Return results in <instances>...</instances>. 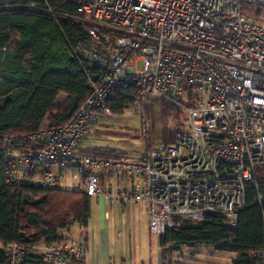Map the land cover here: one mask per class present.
<instances>
[{
	"label": "built area",
	"instance_id": "1",
	"mask_svg": "<svg viewBox=\"0 0 264 264\" xmlns=\"http://www.w3.org/2000/svg\"><path fill=\"white\" fill-rule=\"evenodd\" d=\"M71 1L91 35L80 48L102 70L87 72L97 77L94 88L66 123L6 138V183L34 179L42 188L85 192L109 204H145L152 235L180 216L218 213L235 226L247 186L259 189L257 167L264 164V15L253 19L243 6L264 0ZM185 81L208 96L188 106V129L176 141L148 143L134 158L78 149L92 124L112 113L106 100L115 88L135 83L141 99L178 100ZM142 113L148 136L149 116ZM4 248L3 264H24L30 253L43 264H68L83 254L82 243L68 239ZM251 256L264 264V234Z\"/></svg>",
	"mask_w": 264,
	"mask_h": 264
},
{
	"label": "trees",
	"instance_id": "2",
	"mask_svg": "<svg viewBox=\"0 0 264 264\" xmlns=\"http://www.w3.org/2000/svg\"><path fill=\"white\" fill-rule=\"evenodd\" d=\"M85 17L71 0H0V264L8 243L61 242L74 223L89 227L92 196L87 193L42 188L34 179L19 187L5 181L6 138L66 123L94 88L97 77L87 72L102 68L90 66V55L81 49L91 41ZM142 100L134 83L115 88L106 105L119 114ZM83 144L78 149L85 153L121 155ZM257 180L259 189L247 186V205L235 226L218 213L176 217L161 235L162 262L168 247L211 244L234 253V264H255L251 253L261 247L264 234V164L257 167ZM24 264H43V258L30 253Z\"/></svg>",
	"mask_w": 264,
	"mask_h": 264
},
{
	"label": "rangeland",
	"instance_id": "3",
	"mask_svg": "<svg viewBox=\"0 0 264 264\" xmlns=\"http://www.w3.org/2000/svg\"><path fill=\"white\" fill-rule=\"evenodd\" d=\"M243 6L253 19L261 18L259 14L264 15L263 5L244 3ZM137 66L141 69L142 61H139ZM184 86L186 89L180 94L179 100L158 94L148 95L143 98V102L131 105L122 113L100 117L91 126L92 130L86 132L82 142L97 145L102 149H116L121 153L120 156L134 158L146 150L148 143L158 145L176 141L177 134L188 129V106L193 105L200 97L208 96L207 92L200 90L197 85L192 86L185 81ZM65 96L62 93L57 101H63ZM143 111L150 120L151 131L148 136L142 131ZM47 123L48 121H45V124ZM95 206L96 198L93 197L92 210ZM64 232L68 234V240L78 242H81L88 232L92 242L89 251L87 250L88 254L92 250L102 252L103 241L98 239V225L81 228L74 223L69 231ZM160 240L161 235H151L149 226L144 225L138 214L131 222L122 224L118 219L112 224V229H107L109 264H117L123 258H126L129 264H140L142 259L147 264H160ZM165 253L163 264H234V253L221 251L211 244H180L179 249L168 247Z\"/></svg>",
	"mask_w": 264,
	"mask_h": 264
},
{
	"label": "crops",
	"instance_id": "4",
	"mask_svg": "<svg viewBox=\"0 0 264 264\" xmlns=\"http://www.w3.org/2000/svg\"><path fill=\"white\" fill-rule=\"evenodd\" d=\"M82 140L81 145H84ZM137 214L142 219L144 225L149 226L147 207L145 204L137 206L135 209L134 206H121L119 204H109L102 198H96V206L92 210L89 226L93 224L99 226L100 233L98 234V239H102L103 241L102 252L100 250V252H95L94 250H92L90 254H88L87 250L89 251L92 242L91 235L87 232L85 234L84 239H81L80 242L83 245V254L80 257H70L68 264H109V258L107 259L108 250L106 246L107 229L109 227L112 229V224L116 223V220L118 219L122 224L124 222H131L133 221V218H136ZM117 264L129 263L126 258H123L121 262H117ZM140 264H147V262L142 259ZM150 264L153 263L151 262ZM160 264H162L161 256Z\"/></svg>",
	"mask_w": 264,
	"mask_h": 264
}]
</instances>
